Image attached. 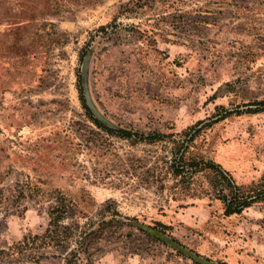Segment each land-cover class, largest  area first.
Returning a JSON list of instances; mask_svg holds the SVG:
<instances>
[{
	"label": "rangeland",
	"instance_id": "rangeland-1",
	"mask_svg": "<svg viewBox=\"0 0 264 264\" xmlns=\"http://www.w3.org/2000/svg\"><path fill=\"white\" fill-rule=\"evenodd\" d=\"M80 81L104 125L175 136L97 127ZM260 100L264 0H0V264H37L21 243L46 230L55 189L73 202L63 224L76 236L40 264H200L133 218L167 224L212 264H264V198L227 215L216 172L165 191L146 172L164 174L172 140L196 134L187 156L264 192Z\"/></svg>",
	"mask_w": 264,
	"mask_h": 264
},
{
	"label": "trees",
	"instance_id": "trees-1",
	"mask_svg": "<svg viewBox=\"0 0 264 264\" xmlns=\"http://www.w3.org/2000/svg\"><path fill=\"white\" fill-rule=\"evenodd\" d=\"M79 85L80 99L88 118L97 127L111 133L116 134L120 137L131 138L134 142L148 141V142H161L166 140V138L174 137V134H165L162 132H150L149 134L131 132L122 129H114L104 125V123L96 117L93 113L91 107L88 105L87 98L85 95L84 88L82 87L81 81ZM258 105L255 111H264V100L254 102ZM249 111H253L250 109ZM238 112V111H237ZM232 113L231 111L228 114ZM196 134L191 137H187L185 140L180 141L174 138L172 141L174 143L173 149L171 150V158L164 160L165 173L162 174V168H149L146 170L148 175L152 178L150 183L157 185L159 188L165 191L166 189L177 188L183 186L184 188L193 187L196 189L194 183L197 174L204 171L212 170L220 175L222 182L225 187L221 190L219 196L222 199L225 207V213L231 215L234 213H240L245 208L251 206L256 201L264 198V192L261 190L254 189L253 192L246 193L243 187L235 181L233 176L221 169L220 164L212 160H197L193 157L187 156L188 144L190 140H193ZM169 180L174 181V184L169 186ZM168 181V182H167ZM173 188V189H174ZM28 193L32 197H37L42 193L40 186L36 184L29 185ZM24 191H19V197L24 196ZM73 208V202L67 197V195L60 189H55L53 191V199L48 206L47 214L49 217V222L46 230L41 234L30 235L24 238L23 243H21L22 248L26 250H31V255L35 259L37 264H40L41 259L45 256L44 251L48 247H62L65 248L69 246L74 237L76 236V230L72 225H64L63 222L68 215L71 213ZM106 224L110 221L103 220ZM130 225L138 227L142 232L146 233L151 237H155L158 240L164 242L167 245H171L174 249H177L186 257H190L195 262L200 264H212L208 257L201 255L198 252L188 248L185 244L176 239L173 235L168 233L167 224L156 221L153 224H147L140 222L137 218L130 220ZM0 253H7L5 250L0 248Z\"/></svg>",
	"mask_w": 264,
	"mask_h": 264
},
{
	"label": "water",
	"instance_id": "water-1",
	"mask_svg": "<svg viewBox=\"0 0 264 264\" xmlns=\"http://www.w3.org/2000/svg\"><path fill=\"white\" fill-rule=\"evenodd\" d=\"M87 102H88V105L91 107L92 111L95 112V110H94L93 106L91 105V103L89 102V99L88 98H87Z\"/></svg>",
	"mask_w": 264,
	"mask_h": 264
}]
</instances>
